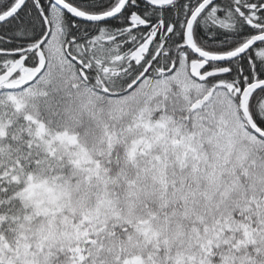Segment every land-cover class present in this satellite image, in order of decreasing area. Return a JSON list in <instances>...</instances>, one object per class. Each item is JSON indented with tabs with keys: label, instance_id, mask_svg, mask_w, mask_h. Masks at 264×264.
Segmentation results:
<instances>
[{
	"label": "snow or ice",
	"instance_id": "snow-or-ice-1",
	"mask_svg": "<svg viewBox=\"0 0 264 264\" xmlns=\"http://www.w3.org/2000/svg\"><path fill=\"white\" fill-rule=\"evenodd\" d=\"M0 264H264V0H0Z\"/></svg>",
	"mask_w": 264,
	"mask_h": 264
}]
</instances>
